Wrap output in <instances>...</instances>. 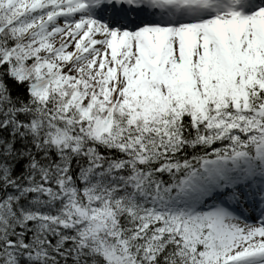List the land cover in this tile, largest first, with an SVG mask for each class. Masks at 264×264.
Listing matches in <instances>:
<instances>
[{
    "label": "snow or ice",
    "instance_id": "snow-or-ice-1",
    "mask_svg": "<svg viewBox=\"0 0 264 264\" xmlns=\"http://www.w3.org/2000/svg\"><path fill=\"white\" fill-rule=\"evenodd\" d=\"M0 264H264V0H0Z\"/></svg>",
    "mask_w": 264,
    "mask_h": 264
}]
</instances>
